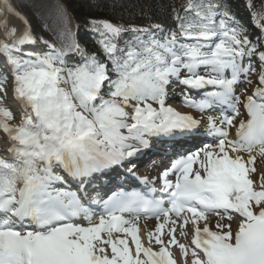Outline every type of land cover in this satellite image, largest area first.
Masks as SVG:
<instances>
[{"label":"snow or ice","instance_id":"obj_1","mask_svg":"<svg viewBox=\"0 0 264 264\" xmlns=\"http://www.w3.org/2000/svg\"><path fill=\"white\" fill-rule=\"evenodd\" d=\"M173 19L168 29L93 20L98 51L43 37L33 51L27 17L0 0V134L10 157L0 155V264H177L173 247L182 264H264V25L250 39L223 0H187ZM257 68L258 86L242 100L237 85ZM173 81L201 119L168 106ZM241 105L247 119L237 122ZM201 137L211 142L180 153ZM153 138L173 154L160 194L147 177L145 191L111 190L104 177L155 151ZM141 217L157 221L146 244ZM235 217L233 231L225 221Z\"/></svg>","mask_w":264,"mask_h":264},{"label":"trees","instance_id":"obj_2","mask_svg":"<svg viewBox=\"0 0 264 264\" xmlns=\"http://www.w3.org/2000/svg\"><path fill=\"white\" fill-rule=\"evenodd\" d=\"M72 1L79 2L82 7L78 10L79 13H74L71 20L73 22H65L63 26L60 23L54 25L51 20L53 19L52 17L50 19L46 18L47 10L45 7L53 6V0H14V3L19 11L27 17L31 24L32 32L38 39L43 37V40L58 44L60 47L62 44H70L73 40H76L88 50L86 42L73 31L75 22L76 27L80 24L89 25L93 20H103L130 27L151 22L153 24H162L165 29L172 28L170 25L173 24L174 8L172 0ZM223 2L228 5L230 12H232L233 8L238 7L239 14L245 11L243 4L247 3L255 24L264 15V2L262 0H223ZM67 7L69 6L67 5ZM253 14H255V19ZM56 16L62 18L61 14ZM45 20L47 21L45 22ZM250 30L252 29L250 28Z\"/></svg>","mask_w":264,"mask_h":264},{"label":"rangeland","instance_id":"obj_3","mask_svg":"<svg viewBox=\"0 0 264 264\" xmlns=\"http://www.w3.org/2000/svg\"><path fill=\"white\" fill-rule=\"evenodd\" d=\"M57 1H59V2L62 1L65 5H68L69 6L68 7L69 9L66 8L62 3L60 4L61 7H59L54 2L52 4H54L55 6L53 5V6H50V7H45L46 10L53 9L52 11L55 14V17L53 19H51L52 20V23L54 25H57L58 23H60V25H64L65 22H71L72 23L73 21H71V20L73 18V15H74L75 12H79L78 10L82 7L81 4L79 2H75V1H72V0H57ZM174 3L176 5V7L179 8V7L185 6L186 3H187V0H174ZM61 8L65 9L66 11L62 12L61 11ZM57 14H61L62 15V18H58L56 16ZM70 25H72V24H70ZM0 38H2V37H0ZM3 60H4V58H3ZM2 62L5 63V61H2ZM250 78H253V82H255V84H256L258 82V80H259V74H258V76H256V73H252L251 76H250ZM244 83L246 84V83H248V81H245ZM253 86H254V84H249V86L247 88H244L241 91V93H250V92H252L253 91ZM171 91H172L171 92V95L173 97L170 98L168 101L170 102V101L174 100V98H175V100H176V104L175 105L176 106H174L172 108H174V109H176L177 111L180 112L182 110H179V109H183L181 107V105H180V97H181V91L182 90L180 89V87L175 82H173L172 85H171ZM243 97L244 96H242L241 99ZM14 110H17V109H14ZM195 115L197 116V118L201 119L200 115H197L196 113H195ZM206 118L207 117H203V119H202V126H203V120H206ZM233 131H234V129H232L231 134L233 133ZM2 138H4V136L2 134H0V140ZM0 145H4V144L0 142ZM246 157H247V155H246ZM259 160H261V164L260 165H257L256 167H257L258 170L264 171V161H263L264 160V157L257 156V162ZM159 166H161V165H158V167ZM183 238H181V236L179 235V239H182L183 240ZM144 241L147 243V238H146V240L144 239ZM180 243H181V241H180ZM172 252H173L174 257L177 259V264H182V261H183V259L181 258V254L182 253L180 252L179 248L178 247H173L172 248Z\"/></svg>","mask_w":264,"mask_h":264},{"label":"bare ground","instance_id":"obj_4","mask_svg":"<svg viewBox=\"0 0 264 264\" xmlns=\"http://www.w3.org/2000/svg\"><path fill=\"white\" fill-rule=\"evenodd\" d=\"M246 97V96H245ZM19 106V105H18ZM6 147H7V145H4V146H0V155H4L5 156V158H7V155L5 154V152H4V149H6ZM151 152V150H148L147 151V154L148 153H150ZM146 154V155H147ZM146 155H145V157H146ZM143 160H146L145 158H143ZM264 161V160H263ZM261 164V160H259L258 162H257V165H260ZM161 169H162V167L161 166H153L152 168H151V172H152V174L154 175V176H156L157 174H160L161 173ZM217 219V217L216 218H214V220H212V221H210L211 223H214L215 222V220ZM226 223H230L231 225H232V228H234V230L233 231H236L237 230V227H238V224H239V217H235L233 220H231V221H225ZM139 224H140V228H141V232H140V235H141V238H142V240L144 241V239L146 240V231L148 230V229H154L153 228V226L155 225L156 226V224H151V223H148V224H145L144 222H139ZM189 232H191V229L189 228ZM145 244H146V242H145ZM191 257V256H190Z\"/></svg>","mask_w":264,"mask_h":264}]
</instances>
